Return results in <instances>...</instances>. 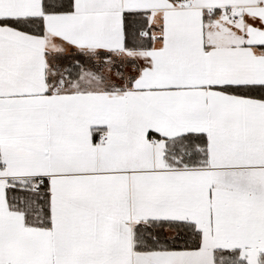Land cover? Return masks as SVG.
<instances>
[{
    "label": "snow or ice",
    "instance_id": "obj_1",
    "mask_svg": "<svg viewBox=\"0 0 264 264\" xmlns=\"http://www.w3.org/2000/svg\"><path fill=\"white\" fill-rule=\"evenodd\" d=\"M0 264H264V0H0Z\"/></svg>",
    "mask_w": 264,
    "mask_h": 264
}]
</instances>
